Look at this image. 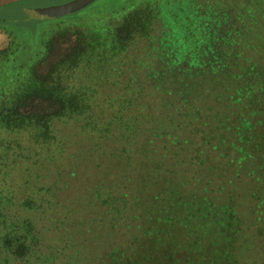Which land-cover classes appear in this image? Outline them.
Listing matches in <instances>:
<instances>
[{
	"label": "trees",
	"instance_id": "obj_1",
	"mask_svg": "<svg viewBox=\"0 0 264 264\" xmlns=\"http://www.w3.org/2000/svg\"><path fill=\"white\" fill-rule=\"evenodd\" d=\"M165 8L175 24L163 21ZM24 13L30 16L28 9ZM23 37L0 49V264H264V0H185L183 6L149 1L132 5L101 32L86 30L75 40L40 30ZM137 47L146 51L145 59L131 52ZM145 60L166 67L150 68L156 70L148 74L155 85L166 77L187 90L197 78L209 79L220 87L213 93L216 101L238 109L232 115L237 139L231 142L239 151L224 152L234 175L243 171L253 181L245 193L254 202L250 212L239 210L238 191L223 198V187L205 185V196H199L200 185L184 191L186 183L161 202L160 186L158 198L143 203L147 216L139 215L133 225L140 232L129 234L127 224L118 227L119 219L108 215L125 212L121 195L96 185L76 204L73 196L59 195L69 188L66 182H39L64 153L60 125L76 122L81 133L103 135L114 124L122 130L118 120L142 92L130 69ZM105 83L112 87L108 102L99 106ZM184 111L175 114L192 118L195 126H211L198 121L199 108ZM217 130L212 127L215 135L198 146L225 148V130ZM91 194L100 202L94 215ZM101 219L107 226L93 224ZM122 229L131 236L127 245L104 246L107 235Z\"/></svg>",
	"mask_w": 264,
	"mask_h": 264
},
{
	"label": "rangeland",
	"instance_id": "obj_2",
	"mask_svg": "<svg viewBox=\"0 0 264 264\" xmlns=\"http://www.w3.org/2000/svg\"><path fill=\"white\" fill-rule=\"evenodd\" d=\"M71 1L73 0H23L0 7V23H2L0 24V49L6 48L13 38L19 42L24 39L25 34H33L34 31L39 30L46 31L49 35L56 34L67 42L68 39L75 40L79 33L86 30L101 32L112 21L121 18L126 10L132 9V5L139 6L149 1L161 4L166 1V3L177 6H183L185 3V0H95L76 12L57 18L41 19L24 13V9L61 5ZM197 1L203 2V0ZM163 10L165 15L163 21L167 24V18H169L175 24L169 9ZM22 19L26 20L22 21ZM12 26H16L14 28L22 33H18V36ZM62 46L65 47L63 44ZM139 46L145 47L143 43ZM131 52L138 53L137 55L143 59L146 58V51L143 49L140 50L137 47ZM34 53L30 51V54ZM148 64L145 60V64L134 65L135 68L130 69L133 74H136L138 81L134 87L137 85L142 92L138 94V98L134 100L131 107L126 106L131 108L124 111L127 117L117 122L129 128L121 127L122 131L119 127L114 128L116 125L114 124L110 126L112 128H109L112 130L111 134L103 135L100 132L91 131L81 133L76 122H71V125L59 124V132L63 131L60 135L63 138L66 136L62 139L64 153L60 154L49 167L52 169L51 175L41 178L39 182L44 183L52 179L59 180L60 183L66 182L69 187L68 191L59 190V195L61 199L73 196L76 204H80L82 199H88L87 193L96 185L104 189L105 193L121 195L118 203L123 208L127 207L123 209L124 214L122 211L115 213L110 210L108 215L119 219L118 227H125L127 224L129 234H134L135 231L140 232L133 225L140 220L139 215H146L144 201L148 202L153 197L158 198L156 194H159L160 186L164 187L160 194L161 202L169 201L173 195L172 191L176 193L179 187L186 183L188 184L182 188L184 191L190 190L189 185L193 186L192 188L200 185L197 189L199 196H205V185L215 190L223 187V198L238 191L236 196L242 195L241 199L237 200L240 202L239 210L243 213L250 212L254 202L247 199L245 193L253 185V181L250 177L243 176L241 173L248 175L243 171H240L236 177L233 168L227 165L230 159L224 152L227 149L229 151V148L235 152L239 151L237 144L231 142L237 139L233 132V125L236 122H233L235 119L232 115L233 112L238 113V109L230 107L226 101H216L213 93L217 92L220 87L209 79L197 78L189 84L190 87L187 90H183L178 81L166 77L162 78V84L155 85L148 74L166 67L155 66L153 61L152 66ZM151 67L158 68L152 71ZM111 87L110 83H105L103 88L106 93L103 92V95L99 96L97 100L99 106L108 102L106 94ZM165 91L168 93H164ZM191 104L193 106L189 107ZM195 107L201 110L198 121L212 123L211 126L216 128V132H218V126L224 128L223 138L228 143L224 145L225 148L220 147L218 151L208 150V148L203 150L204 147L198 145L201 144L202 139L215 135V132L210 133L212 127H207L206 124L195 126L192 118H183L175 114L179 109L181 112L186 109L184 111L186 114ZM220 114L225 115L232 130L225 129V120L217 119L221 117ZM194 126L202 128V132L195 130ZM126 129L127 132H124ZM64 133H69V135ZM201 149L205 152L204 154H201ZM231 155L230 157L233 158V153ZM236 159L237 165L240 163L238 153H236L235 162ZM62 163L66 164L62 165ZM67 171L72 176L64 177L63 174ZM89 202L92 205L90 213L94 215L92 210L94 212L99 210L100 202L92 194ZM105 207L103 203L101 208ZM104 218L107 219L106 216ZM97 223H100V227L107 226L103 219L97 222L93 220L95 226L98 225ZM127 230L122 229L107 235L104 246L108 244L111 246L127 245L131 239ZM92 250L87 249L88 254L93 255Z\"/></svg>",
	"mask_w": 264,
	"mask_h": 264
},
{
	"label": "water",
	"instance_id": "obj_3",
	"mask_svg": "<svg viewBox=\"0 0 264 264\" xmlns=\"http://www.w3.org/2000/svg\"><path fill=\"white\" fill-rule=\"evenodd\" d=\"M20 1H23V0H0V7L10 5L13 3H17ZM93 1L95 0H73L71 2L61 4V5L28 9V13L33 17L41 18V19L57 18L65 14L76 12L88 6Z\"/></svg>",
	"mask_w": 264,
	"mask_h": 264
}]
</instances>
